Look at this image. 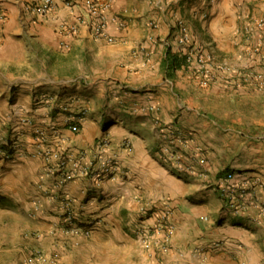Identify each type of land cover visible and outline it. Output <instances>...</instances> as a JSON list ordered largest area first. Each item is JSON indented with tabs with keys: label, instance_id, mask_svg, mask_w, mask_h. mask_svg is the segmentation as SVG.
<instances>
[{
	"label": "crops",
	"instance_id": "0c3cea01",
	"mask_svg": "<svg viewBox=\"0 0 264 264\" xmlns=\"http://www.w3.org/2000/svg\"><path fill=\"white\" fill-rule=\"evenodd\" d=\"M33 1L0 0L5 16L0 22V76L33 69L38 55L41 63L69 55L57 51L60 42L105 63L90 82L81 73L75 89L67 83L61 92L52 84L43 86L51 90L41 93L45 103L35 104V110H30L32 92L27 102L17 98L14 116L30 111L34 125L47 128L45 145L34 127L20 124L16 116L11 127L0 129V138L13 128L21 140L18 150L0 154V251L8 258L6 264H264V215L256 207L234 213L216 192L220 164L212 133L198 102L189 97L198 99L211 90L180 71L177 76H156L161 45L153 60L141 49L143 39L163 40L183 17L202 41L209 35L212 50L224 62L241 66L234 32L242 0H210L204 21L196 19L204 8L196 0H111L108 13L124 25L110 24L113 42L95 38L85 26L67 30L77 22L83 0H77L73 11L56 0L57 6L45 15L30 9ZM9 101V91L0 87V105ZM150 103L160 107L158 112L146 113ZM69 118L82 124L79 134L67 127ZM175 131L184 136V145L178 144ZM101 135L111 139L108 153L116 155L117 171L102 185L83 175L65 185L62 191L71 197L77 221L95 219L88 236L67 234L56 227L59 204L51 196L59 162L91 157L93 148L88 147ZM125 138L132 142L130 151L120 145ZM166 211V225L173 230L168 251L157 244L142 247L136 231L158 224ZM37 251L48 262L39 261Z\"/></svg>",
	"mask_w": 264,
	"mask_h": 264
},
{
	"label": "rangeland",
	"instance_id": "374dc122",
	"mask_svg": "<svg viewBox=\"0 0 264 264\" xmlns=\"http://www.w3.org/2000/svg\"><path fill=\"white\" fill-rule=\"evenodd\" d=\"M196 2L201 3L204 7L199 8L200 13L196 19L204 21L208 18L205 9L210 0H196ZM240 4L241 9L237 17L238 24L234 32V38L236 41V47H238L237 58L241 61V66L230 62H224L223 56L218 55L217 52L212 50V44H210L211 38H209V35H207V39H209L208 41L207 39L206 41H202L200 34L191 30L190 25L183 17L176 20L175 27L171 28L167 37L163 38V40H160L159 37H150L148 41L146 40L145 42V39H143L142 43H144V47L141 49L146 58L153 60L158 45H161V61L157 66L158 70L156 76H177L180 71L182 76H190L198 86L211 90L209 93H205L198 99L193 95L189 97L194 98V100L198 102L200 106L199 112L210 126L209 129L212 133L211 141L213 140L212 149L216 154L217 162L220 164L217 172L227 173L233 171L239 175L247 176L251 181H257L259 185H261L258 188L257 194L262 200H264V0H261V4H256L253 0H242ZM111 8L112 5L108 11H110ZM108 11V17H115L117 19L116 22L111 21L110 24H115L118 28H123L124 25L121 18L119 19L117 15L109 14ZM156 24V22H152L151 27L156 28ZM76 25L78 27L85 26L92 34L87 25H79L77 23ZM184 28L186 29L185 32L183 30ZM184 34L187 36L184 41H181ZM94 37L97 38L96 36ZM111 37L112 40L104 39L108 42H113L114 36L111 35ZM150 42L153 44L152 46H155L153 52L150 51L152 47ZM173 43H175V45ZM147 44H150L148 51H146ZM70 47L69 44L60 42L57 45V51L69 55L49 58L43 63L40 62L41 57L38 55L35 57L36 61L33 62V69L23 68L17 72H10V76H0V87H5L10 94L9 103L7 104V102H3L0 105V129H2V127L5 128V126L11 127V123L13 122L12 118H15L16 116L20 124L29 127L33 126L34 135L41 141V144H46L47 134L45 132H47V128L41 125V127L35 126V116L31 115L29 113L30 111L25 112V110H23L19 115L16 114L14 116V107L12 106L17 103L18 97H20L22 101L25 100V102H27L30 92H32L31 100L33 107L35 104L38 107L42 106L45 103L43 101L45 99V94L41 93H46L51 90L50 88V90L42 89L46 84L48 87H51L52 85L56 86L58 88L57 90H59L58 92H61V90L67 88L64 87L66 83L69 86H73V89H75L81 73L85 75L83 78L88 82L91 81L92 77L98 76L97 69L104 67L103 63H105V61L91 57L89 52L85 53L78 47L77 49L74 46ZM173 47H176V49H173ZM168 51H170L171 55H174L179 59L180 64L168 65L166 62ZM200 54L205 58V67H202V63L199 61ZM12 74H14V76H12ZM35 79L40 81L38 83L45 84L31 86V82ZM50 95L52 96V94ZM94 99L97 100V98ZM71 101L72 99L68 102ZM74 102L75 100L73 103ZM36 108H30V110H35ZM159 109L160 107L158 105L150 103L145 111L146 113H155L158 112ZM68 120L67 127H69L74 134H79L82 129L80 121L70 118ZM3 122L5 123L3 124ZM158 123H160V121H158ZM74 125L78 126L77 130L72 129V126ZM8 131L7 137L0 138V149L2 150L0 154L3 156L10 155L13 151L18 150L21 145L19 132L13 130V128H9ZM174 135L175 139L178 140V144H185L184 136L181 132L175 131ZM105 138L109 139L111 142V139L108 136L101 135L94 140V143L92 144L93 146H89L88 149H90V147L93 148L99 139ZM16 142L17 147L14 148L13 145ZM122 142L123 140L120 144L121 147ZM201 147H199V151L204 152V147ZM85 155L86 154H83L79 158H83ZM58 170L59 168L56 172V176L58 177L54 183L56 191H54L51 196L60 206L59 197H54V194H66L62 191L65 186L61 189L57 187L59 180ZM80 175L87 176L95 183L92 177L85 174H79L78 176ZM66 196L69 197L68 195ZM69 199L74 208L71 197H69ZM222 202L224 206L227 207L223 199ZM257 209L259 210V208ZM259 213L264 215L260 210ZM60 214L61 211L59 208V220L56 223V227L63 230V220L61 219ZM89 219L93 220L95 223L94 218H87V220ZM94 223L92 225H94ZM82 225H85V223ZM92 225H90V227ZM138 231L139 229L135 233L136 238L139 236ZM64 232L67 233L65 230ZM70 234L77 236L82 235ZM140 243L142 247H144L141 240ZM153 246H155V243L150 248H144L151 249ZM2 252L3 251H0V264H6L8 258L3 255ZM34 256L35 255H33V257ZM150 264H155V262Z\"/></svg>",
	"mask_w": 264,
	"mask_h": 264
},
{
	"label": "built area",
	"instance_id": "2783aa9c",
	"mask_svg": "<svg viewBox=\"0 0 264 264\" xmlns=\"http://www.w3.org/2000/svg\"><path fill=\"white\" fill-rule=\"evenodd\" d=\"M62 5L73 11L78 6L77 0H62ZM57 5L56 0H34L29 6L37 13L44 15L51 11ZM112 2L110 0H83L80 10L76 13V23L87 25L94 36L97 38H106L112 40L108 33V27L111 21L116 22L115 17H108L107 11L110 9ZM4 19V15L0 12V21ZM76 23L67 26V30L74 31ZM185 32V28L183 29ZM187 36V35H186ZM185 34L181 41L185 40ZM199 61L202 67H205V58L199 55ZM73 130H77L78 126H72ZM111 142L109 139H99L93 147V154L91 157L83 158H64L59 162V180L57 187L61 189L68 182L73 180L79 174H85L93 178L96 184L101 185L107 179L114 177L117 171L116 155L108 153V148ZM13 147H17V142ZM122 147L125 150H132V142L130 139H124ZM2 150L0 149V152ZM49 152L48 150L46 151ZM176 159H179V154H172ZM200 162H204L203 158ZM192 167V166H191ZM188 167L189 170H192ZM220 197L223 199L227 207L233 212L240 214L248 211L250 207L259 208L261 213H264V200H262L258 193L259 183L251 181L247 176H242L236 172L229 171L217 177L215 184ZM54 197H59L61 219L63 220V231L72 234L88 235L90 232V225L94 223L93 220H86V224H79L76 220V213L72 203L66 195L59 193L54 194ZM170 217V211L164 212L158 224L154 226H145L139 229V238L144 247L150 248L154 243L159 245L163 251L169 249V240L173 234L171 227H167L166 222ZM159 236V237H157ZM159 238V239H157ZM39 261L48 262V258L41 252L36 253Z\"/></svg>",
	"mask_w": 264,
	"mask_h": 264
},
{
	"label": "trees",
	"instance_id": "16d2710c",
	"mask_svg": "<svg viewBox=\"0 0 264 264\" xmlns=\"http://www.w3.org/2000/svg\"><path fill=\"white\" fill-rule=\"evenodd\" d=\"M166 62L168 63V65H170V64H180L179 59H178L176 56L171 55V54H170V51L167 52V55H166ZM223 174H224V172L219 173V176H221V175H223Z\"/></svg>",
	"mask_w": 264,
	"mask_h": 264
}]
</instances>
